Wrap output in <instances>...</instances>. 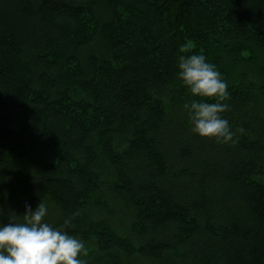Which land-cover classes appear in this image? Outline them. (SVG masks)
<instances>
[{"label":"trees","instance_id":"16d2710c","mask_svg":"<svg viewBox=\"0 0 264 264\" xmlns=\"http://www.w3.org/2000/svg\"><path fill=\"white\" fill-rule=\"evenodd\" d=\"M193 53L234 142L190 130ZM40 202L87 264H264V0H0V222Z\"/></svg>","mask_w":264,"mask_h":264},{"label":"clouds","instance_id":"9594fccd","mask_svg":"<svg viewBox=\"0 0 264 264\" xmlns=\"http://www.w3.org/2000/svg\"><path fill=\"white\" fill-rule=\"evenodd\" d=\"M177 69V77L189 93L203 98L183 105L191 132L220 143L234 142L235 132L228 120L220 115L230 108L223 103L230 95L228 84L216 66L207 62L203 54L193 53L179 55ZM47 214V206L40 202L34 210L26 206L21 220L0 222V264H87L80 257L87 256L88 249L81 240L65 230L78 213L65 219L61 227L45 222Z\"/></svg>","mask_w":264,"mask_h":264},{"label":"rangeland","instance_id":"374dc122","mask_svg":"<svg viewBox=\"0 0 264 264\" xmlns=\"http://www.w3.org/2000/svg\"><path fill=\"white\" fill-rule=\"evenodd\" d=\"M98 37H99L100 40L103 39V34H102V33L99 34ZM84 245H85V247L88 249V252H89L91 255H93V254L96 253V252H95V248H93V246H90V245H88V244H84Z\"/></svg>","mask_w":264,"mask_h":264}]
</instances>
